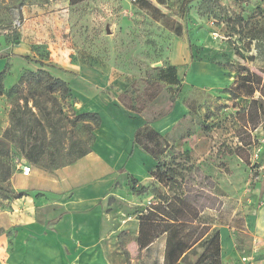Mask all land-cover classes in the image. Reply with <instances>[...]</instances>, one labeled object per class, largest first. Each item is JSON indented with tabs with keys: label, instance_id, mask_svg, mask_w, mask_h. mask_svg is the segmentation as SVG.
Here are the masks:
<instances>
[{
	"label": "rangeland",
	"instance_id": "rangeland-1",
	"mask_svg": "<svg viewBox=\"0 0 264 264\" xmlns=\"http://www.w3.org/2000/svg\"><path fill=\"white\" fill-rule=\"evenodd\" d=\"M237 17L248 26L235 34L227 22ZM179 26L182 37L175 34ZM200 64L213 67H196L190 73ZM5 67L0 96V264H169L168 254L175 249L177 256L187 252L182 264H195L204 252L205 236L219 231L215 224L232 230L239 253L251 250L254 237H264V169L258 171L251 160L255 148L264 152V99L260 93L251 99L241 81L238 87L234 84L253 74L254 80H263L264 92V0H196L187 13L184 0H0V72ZM170 67L177 69L179 84L169 75ZM39 71L65 81L69 98L42 94L27 78ZM145 81L161 87L147 111H167L172 96L188 109L166 135L169 151L164 160L174 167L176 183L169 190L154 184L149 190L155 188L164 199L152 196L151 204L149 196L142 197L144 202L135 200L121 174L116 192L129 203L109 201L114 210L102 221L101 231L95 228V214L72 217L61 206L46 203L55 194L35 191V172L54 176L62 169L61 145L93 138L92 155L75 168L80 179L102 175L96 171L104 168L137 170L134 162L107 149L101 126L91 135L88 122L73 126L68 120L104 109L128 132L131 125L124 112L105 110V105L123 106L122 98L126 105L140 107L150 97ZM128 118L144 122L143 115ZM25 167L31 168L30 176L23 174ZM177 196L187 203L175 201ZM169 199L174 201L168 208ZM154 206L184 223L163 235L164 227L148 229L149 235L160 237L143 252L135 221ZM121 217L129 218L128 230L115 234ZM96 241L101 246L91 259L79 253L82 243ZM222 264H240L238 254Z\"/></svg>",
	"mask_w": 264,
	"mask_h": 264
},
{
	"label": "crops",
	"instance_id": "crops-1",
	"mask_svg": "<svg viewBox=\"0 0 264 264\" xmlns=\"http://www.w3.org/2000/svg\"><path fill=\"white\" fill-rule=\"evenodd\" d=\"M194 67L191 69L190 73H193V70L196 69V67H198V69L206 71L207 69H209L208 67L213 66H211L210 64H200L195 65ZM231 83L232 81L229 78V84ZM105 110L124 112L131 127L129 131L126 132L123 128V125L119 121H117L112 116V114H106L104 112V109L98 110V114H100V116L102 117L101 130L99 131V135L101 136L100 138H103V143L104 145H106V147H108V150L119 153L123 160H125L126 162H134L136 164L137 170H130L132 172L131 173L129 171H126L125 169L123 173H120V167L115 170L113 169V171H107L106 168H104L98 169V171H96H100L99 173H102V175L94 174L86 177L85 179H80L79 175H77L78 170H76L75 168L82 159L90 157L92 155V151L89 155L77 161L73 165L59 169L54 176H47L45 174L43 175V173L40 174L41 172H35L36 176H34L35 180L33 182L34 188H36L35 191H42L43 193H47L50 196H52V194H55L56 198L53 201H48L46 203H53L55 205L61 206L72 217H83L85 214H95V228L100 231L103 224L102 221L110 218L113 213L111 211L114 210L108 204L109 201L114 205L126 206L129 203L127 198L116 192L117 181L121 177V174H124L126 176L127 181H129V176L134 177L138 181L139 185L148 187L149 190L150 188H152L153 184L157 187H160V185L156 183L154 177L152 176V171L156 166L155 160L148 154L143 152L138 146L134 145L135 132L138 128L145 124V117L143 116L144 122L143 119L141 120V118L130 119L128 117L133 116V114L121 105H105ZM187 113L188 109L185 106L180 103H175L171 113L164 119L152 123V127L160 134L166 136L173 131L176 125L187 115ZM98 141L97 144L99 143ZM97 144L95 145V148H93V150L96 149ZM126 166L127 165H125V167ZM108 174H111V177H108V179H106ZM149 190L147 194L150 195L135 194L134 199L136 200L137 197L142 198L143 196H149L146 199L150 198L151 200H148V203L151 204V202L153 201V197L155 196L152 193H149ZM44 199L45 198H42V200H40V203H44ZM145 200L144 198H142V202H144ZM105 206L106 209L104 210L103 207ZM253 212L258 214L257 210H254ZM128 221L129 218L122 219L121 217L118 226L114 230V233L119 234L127 231L129 223ZM213 227H217L220 232L222 248L221 257L223 263H225L226 260L230 259V256L234 257L235 254H238V259L240 261V264H242V256L251 254V250L255 242L264 241V237H254L252 245L250 246V248L252 247L251 250L248 249L247 251L239 253L236 250V238L234 237V235H232V230H230L227 226L225 227L220 224H215L213 225ZM139 228L140 223L138 220H136V231H138ZM153 245L154 243L143 252L149 251ZM100 246V241H96L95 244L82 243L80 245L79 253H81L83 256H86L87 254V256L91 259L93 256V250H97ZM256 259L257 264H264V252L260 251L256 255Z\"/></svg>",
	"mask_w": 264,
	"mask_h": 264
},
{
	"label": "trees",
	"instance_id": "trees-1",
	"mask_svg": "<svg viewBox=\"0 0 264 264\" xmlns=\"http://www.w3.org/2000/svg\"><path fill=\"white\" fill-rule=\"evenodd\" d=\"M195 1L196 0H184L186 13L188 12L189 6ZM227 24H230V26L232 27L231 29L234 31L235 34L241 32L240 28L244 29L248 26V24L245 23L243 17L234 18V20H232L231 22L228 21ZM237 27H239V29ZM180 28L182 29V27L180 26L175 29V34L177 37H182L183 33ZM251 38L254 40L257 39L254 36H251ZM235 55H239V52H235ZM249 59H252L253 61L254 57L251 56V58ZM6 72L7 67H5L0 72V96L2 95L3 83L5 80ZM168 73L172 76L173 82L179 84V80L177 78V69L175 67H170ZM27 78L28 80H30L31 83L40 87L42 94H59L62 100L68 99L71 94L70 87L65 81L61 79L52 78L43 71H39L37 73L30 72L28 73ZM254 79V75L251 74L248 76H243L241 79L238 78L237 82L234 84L238 87L239 81H241V83L244 85L243 87L245 89L247 97L253 99V96L256 93H260L262 99H264V92L262 90V87L260 88V86H262L263 84V80H261V78L257 80ZM145 83L148 85V87L144 89V92H149L150 97L148 100L143 101L140 107H137L135 104L126 105L123 102L124 100L122 98L119 99V102L124 106L126 110H128L132 114L143 115L145 117V124L138 128L135 132L134 145L138 146L143 152H145L155 160L156 166L152 171V176L154 177L156 183L164 188L171 189V186L176 183V180H174V167L172 168L168 164V162L164 160V158L168 155L169 142L166 136L160 134L152 127V123L164 119L171 113L176 103V98L173 96L171 97V105L169 106L167 111L158 115H154L151 111H147L146 105L148 103L154 102L157 95L160 93V83L149 81H145ZM153 88L156 90L154 94H152L151 91ZM233 93V89H230L229 94L233 95ZM124 95L125 94L121 95L120 97ZM31 98L34 99V96ZM257 102V100H252V104H256ZM14 115L15 111L12 112L13 118ZM78 122H88L87 127L90 134L92 135L94 130L100 128V126L102 125V117L98 113L83 112L78 115H75L73 118H69L68 120V123L72 124L73 126L76 125ZM92 141L93 138L86 142H82L80 140L73 141L68 145L67 148L64 145H61L60 149L58 150V154L60 156L59 167L64 168L73 165L77 161L89 155L92 152V148L90 145V142ZM129 185L130 190L134 194L145 195L148 193V187L139 185L138 181L134 177L129 176ZM152 194L159 200L164 199L158 194L155 188L152 190ZM23 196L24 195H19L18 197L21 198ZM177 197L178 200L175 201L187 203V201H185L184 199L180 198L179 196ZM173 201V199L167 200L168 208L171 206ZM157 209H160L159 206H154V208L149 207L150 211L148 212V214H141L138 219L140 223L138 245L141 251L148 249L160 237L157 235L155 236V234L149 235L148 229L156 230L158 228L164 227L160 232V234L163 235L169 233L171 229H173V227H176L178 223L180 225L184 223L183 220H175L171 219L170 217H166L164 214L158 212ZM182 209L184 212L185 209ZM157 215H159L161 219L155 218ZM204 239V252L198 258L195 264H222L220 232L218 230H213L212 234L206 235ZM186 254V251H182L177 256V249L173 250L171 253L168 254L169 264H182V261Z\"/></svg>",
	"mask_w": 264,
	"mask_h": 264
},
{
	"label": "built area",
	"instance_id": "built-area-1",
	"mask_svg": "<svg viewBox=\"0 0 264 264\" xmlns=\"http://www.w3.org/2000/svg\"><path fill=\"white\" fill-rule=\"evenodd\" d=\"M251 160L252 162L255 163L256 168H258V171H261L264 169V152L262 151V148L259 146L258 148L254 149L253 154L251 155ZM254 167V165L252 166ZM31 173V168L30 167H25L23 169V174L25 176H29ZM257 179H260V177L258 176ZM263 251L264 252V241H260V242H255L252 250H251V254H247L242 256L241 258V262L242 264H257V259H256V255L260 252Z\"/></svg>",
	"mask_w": 264,
	"mask_h": 264
}]
</instances>
